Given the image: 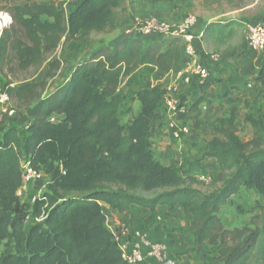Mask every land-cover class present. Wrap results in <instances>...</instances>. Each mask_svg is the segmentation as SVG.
<instances>
[{"label":"trees","instance_id":"trees-1","mask_svg":"<svg viewBox=\"0 0 264 264\" xmlns=\"http://www.w3.org/2000/svg\"><path fill=\"white\" fill-rule=\"evenodd\" d=\"M39 1L0 0V11L12 19L0 35V76L4 79L15 72L38 71L66 41L115 31L116 12L123 10L127 2L82 0L74 11L67 12L53 3ZM139 1L162 10L180 9L196 0ZM235 25L231 21L210 24L205 33L221 44L233 36ZM182 53L180 38L145 41L143 37L125 36L76 65L66 81L48 96L49 81L61 66L58 60L51 62L41 82L8 89L17 108L28 113V124L27 136L22 140L16 127L0 121V197H11L21 188L24 156L31 157L36 170L56 129L53 116L64 117V122L75 129L69 157L93 176L68 185L49 183L32 206L21 204L17 198L8 208L0 204V242L6 241L0 264H15L17 250L25 254L26 264H125L106 227L101 204L119 214H126L132 207L150 213L162 207L171 211L178 208L190 218L187 231L193 247L215 248L214 264H264V115L246 117L253 129L248 142L236 135V112L220 121L213 128L206 152L200 160L188 164L184 177L172 163L151 161L143 144L147 125L164 117L158 111L166 93L160 82L180 66ZM140 66L156 69V84L146 82L138 91L141 111L124 133L117 121L116 110L122 102L117 90L121 79ZM257 82L263 85L264 93V65ZM210 83L207 77L199 84L200 95L187 109L196 130L204 125L200 105ZM10 84L6 80L2 85ZM99 155L107 161L95 169ZM204 159L214 160L218 167L215 181L220 186L211 193L194 188L201 182L192 173ZM242 186L256 190L261 197V226L226 230L219 218L220 209ZM30 218L34 221L27 227Z\"/></svg>","mask_w":264,"mask_h":264},{"label":"rangeland","instance_id":"rangeland-1","mask_svg":"<svg viewBox=\"0 0 264 264\" xmlns=\"http://www.w3.org/2000/svg\"><path fill=\"white\" fill-rule=\"evenodd\" d=\"M39 2L45 4L53 3L60 8H64L67 12H72L82 0H59L57 2L41 0ZM202 4L208 5L210 3L205 1V3ZM245 5H253L250 10L246 11L247 15L250 16L264 9V0H246V2H243L242 6ZM199 9H203V6L200 5ZM154 11H156V9L151 10L142 5L139 0H127L125 8L116 12L118 24L115 31L100 35H91L80 41H66L54 54L47 57L45 63L38 71L29 69L24 72H15L7 79L0 76V84H4L6 80H9L12 86L39 83L45 78L51 62L58 60L61 62V66L54 74V77L49 81V87L45 94L48 96L66 81L76 65L87 60L98 49L111 45L118 39L125 37V31L131 29L135 25L136 20H145L150 17H155L152 14ZM186 13L184 17L188 14H192L197 20L199 16H202H198L195 12ZM252 22L257 21L253 20L245 25L237 26V39L239 35L245 37L246 26ZM144 40L148 41L147 38H144ZM243 47L240 46L239 42H233V44L226 47H216L211 44L208 58L213 54H218L220 58L223 59L224 55L228 52L238 51ZM245 49L244 47V50ZM216 64L220 65L221 62ZM155 71L156 69L154 67L140 66L136 68L130 76L121 79L117 95L122 98V102L118 106L116 114L118 124L123 128L124 133H127L132 122L138 118L140 114L141 102L137 96L138 91L143 88L146 82H150L152 85L156 84L153 80ZM171 83L172 80L169 78H163L160 82V86L166 89ZM246 83L251 85L246 87L247 84H245L242 85L241 88L239 84H236L238 88L234 93H231V97H225L223 102H221L222 100L220 99L221 91L219 89L215 90L217 94V99L214 100L215 102L212 103L208 101L206 103L207 105L201 109L203 118L205 119L208 117L206 120L201 119L202 122H204L202 129H194L191 125L189 115L180 113V120L188 125L190 130L188 134H182L178 138H174L173 136L174 129L170 126L172 119L169 115L164 113V109L159 103L158 111L164 115V117L160 120L161 122L158 121L155 124H148L144 135L143 144L150 154L149 159L163 165H169L170 163L174 164L179 174L184 177L188 173V164L200 160L206 152L207 142L211 139L212 132L214 131L213 128L219 126L220 121L223 122L224 120H228L232 112H236L237 116L236 119H234L236 135L241 141L248 142L253 134V129L245 121L246 117L251 115L257 118L264 115V95L262 93L263 87L260 89L254 85V88L250 77ZM192 87L193 85L184 88L178 96L181 105L186 110L194 100L198 98V88L195 87L197 91L193 92L191 89ZM96 90L100 93V87L97 86ZM221 103H223V105ZM11 107L15 110L17 116L22 117V121L20 125H18V130L22 140H24L27 136L26 130L28 124V119L25 115L26 111L22 109L19 110L13 100ZM54 125L56 126L55 132L42 154L40 161L35 166L36 170L42 176L41 181L24 184L21 186L24 187V189H19L11 197H0V204L2 207L8 208L12 206L13 198H17L21 204L32 206L35 199L46 191V186L49 183L52 184L57 182L68 185L75 181H84L93 176V173L88 168L78 164L69 157L70 146L76 134L75 129L64 122V117H55ZM14 126L16 127V125ZM102 161H107V158L104 155L97 156L94 162V168L98 169V165ZM32 163L34 164V161H32ZM217 174L218 167L214 160H202L196 172L192 173V175L201 182L194 186V188L201 190L203 193H211L218 189L220 184L215 181ZM202 178L206 181L202 180ZM142 195L151 197L153 194ZM260 204L261 197L256 190L242 186L238 193L231 196L220 209L219 218L223 227L226 230H232L242 227L253 229L256 226H261L258 218ZM160 216L161 215L154 217L152 225L155 223L156 225L158 224V226L154 225L155 228L151 231L155 234V240L161 242L166 240L165 244L168 248L167 257L169 260L174 261L176 264H214L212 261L213 256L216 254L214 247H193L191 243L192 238L187 231L190 222L189 217L184 216L180 211H176V213L170 215L173 221L171 222L172 224L167 226V228L170 229V233L165 235L163 234V227L161 224L163 219ZM33 221L32 218L28 219L27 227L33 224ZM37 222L38 221H35V223ZM121 225L127 226L132 232L136 230L147 232L146 230H148L136 226L130 227L120 219L118 226L120 227ZM5 244L6 241L0 242V257L4 253ZM149 263L161 264L155 261ZM15 264H26L25 254L19 250L16 251Z\"/></svg>","mask_w":264,"mask_h":264},{"label":"built area","instance_id":"built-area-1","mask_svg":"<svg viewBox=\"0 0 264 264\" xmlns=\"http://www.w3.org/2000/svg\"><path fill=\"white\" fill-rule=\"evenodd\" d=\"M59 0H54V2ZM12 23L10 15L0 11V35L2 31ZM197 19L194 15L188 14L179 24H173L162 21L155 17L145 20H136L135 25L125 31L128 37H143L155 41L167 40L170 38H180L183 42L184 60L179 68L170 73L168 78L172 83L165 89L166 93L162 97L160 104L165 114L172 119L170 126L173 128L174 138L189 133V126L183 123L179 114H187V110L181 105L179 94L184 88L192 86L194 81L203 82L208 77V71L203 63L197 57V50L194 44V37L191 33ZM203 37V35H201ZM245 44L248 50L255 54L264 52V23L254 22L247 26L245 34ZM211 61L220 62L219 55L210 56ZM13 86H4L0 84V121L13 119L17 116L15 110L11 107L12 100L8 89ZM53 116L51 121L54 122ZM30 156H25L21 160L22 186L24 184L39 182L42 179L40 173L32 166ZM202 180L206 181L202 178ZM21 190L24 187L20 188ZM113 242L120 252L121 258L125 264H147L151 261L163 264H176L167 257L168 248L165 242L155 240V234L149 232H132L127 226L121 225L110 231Z\"/></svg>","mask_w":264,"mask_h":264},{"label":"crops","instance_id":"crops-1","mask_svg":"<svg viewBox=\"0 0 264 264\" xmlns=\"http://www.w3.org/2000/svg\"><path fill=\"white\" fill-rule=\"evenodd\" d=\"M205 1L210 4H202L205 3ZM243 2H246V0H196L180 8L181 11L180 9L172 7L162 10L154 7H148L151 10L156 9V11L152 13L155 17L173 24H179L183 20L184 14L186 12H195L198 16L202 15L198 17L197 24L191 31L194 37L197 57L207 69L208 80L211 82L209 89L204 94V102L200 105V109L205 107L208 101H211L212 103L215 102L214 100L217 99L215 90L219 89L221 91L220 99L222 100L221 102H223L225 97H231V93H234L238 88L236 87V84H239V87L242 88V85L247 84L246 82L249 77L252 79L254 88L255 86L259 87L260 89L263 87L261 83L257 82V78L262 66L264 65V52L261 54L250 52L246 47L245 37L243 35H239V38L237 39L236 31L238 30L237 26L240 24L245 25L246 23L253 20L264 23V9L248 16L246 11L250 10L253 5L242 6ZM200 5L203 6V9H199ZM230 21L237 23V25L233 26L235 32L230 39H223V43L221 44L215 42V39H213L211 35L205 33L206 27L210 24H223ZM201 35H203V37H201ZM233 42H239L240 46H244L246 49L244 50L243 47L241 50L228 52L226 55H224L223 59H221L220 65L216 64L217 62L211 61L210 57L208 58L211 44L216 47H226L230 44H233ZM183 60L184 54L182 53V61ZM168 76H170V73L164 76V78H168ZM199 84L200 83L197 81L193 82V87L191 88L193 92L197 91L196 88H198ZM250 85L251 84L248 83L246 87H249ZM199 95L200 94L198 91V97ZM221 104L223 105V103ZM25 115L27 116L28 113L26 112ZM201 119L206 120L208 117L204 119L201 114ZM21 121L22 117L17 116L13 119H7L4 122L7 124V126L16 125V128L19 129L18 125H20ZM101 208L107 217L106 227L109 231L116 229L118 227L119 220L121 219L130 227L136 226L141 229H148L149 231H146L149 232V234H153L151 230H153L155 228L154 225H156L155 223L152 225L153 219L154 217L161 215L160 217L163 219L161 224L163 227V234L165 235L170 233V229L167 228V226L172 224L171 222L173 221L172 216L170 215L176 213V211H179L178 208H175L171 211L165 207H162L150 213L140 207H132L131 210L126 214H119L112 211L104 204H101ZM156 226H158V224Z\"/></svg>","mask_w":264,"mask_h":264}]
</instances>
